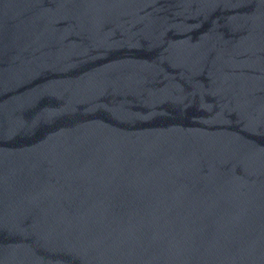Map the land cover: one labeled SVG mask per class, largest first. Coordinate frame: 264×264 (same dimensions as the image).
I'll list each match as a JSON object with an SVG mask.
<instances>
[{"label": "water", "instance_id": "obj_1", "mask_svg": "<svg viewBox=\"0 0 264 264\" xmlns=\"http://www.w3.org/2000/svg\"><path fill=\"white\" fill-rule=\"evenodd\" d=\"M0 264H264V0H0Z\"/></svg>", "mask_w": 264, "mask_h": 264}]
</instances>
